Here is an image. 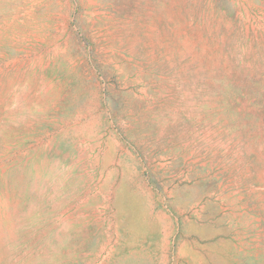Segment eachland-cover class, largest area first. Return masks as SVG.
<instances>
[{"label":"rangeland","instance_id":"obj_1","mask_svg":"<svg viewBox=\"0 0 264 264\" xmlns=\"http://www.w3.org/2000/svg\"><path fill=\"white\" fill-rule=\"evenodd\" d=\"M0 264H264V0H0Z\"/></svg>","mask_w":264,"mask_h":264}]
</instances>
